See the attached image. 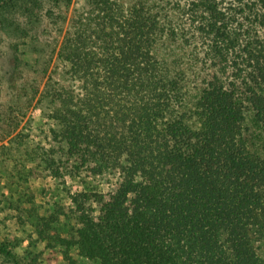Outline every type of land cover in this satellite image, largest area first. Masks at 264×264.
I'll return each mask as SVG.
<instances>
[{
    "label": "trees",
    "instance_id": "1",
    "mask_svg": "<svg viewBox=\"0 0 264 264\" xmlns=\"http://www.w3.org/2000/svg\"><path fill=\"white\" fill-rule=\"evenodd\" d=\"M78 2L0 0V92L48 102L52 175L116 178L37 240L67 264H264V0ZM19 245L0 264H38Z\"/></svg>",
    "mask_w": 264,
    "mask_h": 264
},
{
    "label": "rangeland",
    "instance_id": "2",
    "mask_svg": "<svg viewBox=\"0 0 264 264\" xmlns=\"http://www.w3.org/2000/svg\"><path fill=\"white\" fill-rule=\"evenodd\" d=\"M131 1V0H125ZM84 4L79 0L77 5ZM1 39V34H0ZM6 57L4 64H10ZM0 92V242L9 235H17L20 245L16 252L21 257H36L38 264H67L65 249L38 241L35 225L40 217L49 216L58 205H71L70 194L75 190L108 192L116 178L64 176L54 177L46 163L49 148L60 144L52 142L51 129L59 130L49 117L46 100L33 101L28 108L25 100L17 101L9 95L7 86ZM28 102V101H27ZM57 160L64 158L56 154ZM73 224L70 218H61L54 225L67 236L62 227ZM81 264H95L78 257L77 250L69 252Z\"/></svg>",
    "mask_w": 264,
    "mask_h": 264
}]
</instances>
